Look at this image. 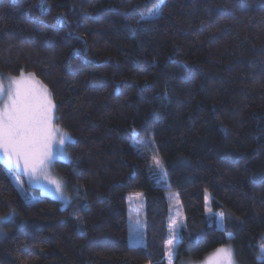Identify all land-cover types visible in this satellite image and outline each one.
I'll return each instance as SVG.
<instances>
[{"label":"trees","instance_id":"16d2710c","mask_svg":"<svg viewBox=\"0 0 264 264\" xmlns=\"http://www.w3.org/2000/svg\"><path fill=\"white\" fill-rule=\"evenodd\" d=\"M24 72L71 136L53 164L71 200L25 201L0 161V264H164L167 191L176 259L230 242L239 264H264V0H0V75Z\"/></svg>","mask_w":264,"mask_h":264},{"label":"snow or ice","instance_id":"6c2138e0","mask_svg":"<svg viewBox=\"0 0 264 264\" xmlns=\"http://www.w3.org/2000/svg\"><path fill=\"white\" fill-rule=\"evenodd\" d=\"M158 12L159 8H156L147 18L141 16L137 23L149 22ZM58 22L64 23L65 21L61 17ZM33 76L34 74L30 73L26 79L22 73L19 78H8L10 85L7 90V98L0 106V153L6 158L9 169L14 165L17 169L22 168L29 176L37 178L43 176L45 180H48V166L54 161H63L67 158L68 154L64 151L63 146L66 141L71 140V137L58 127L53 126L52 112L55 105L46 87L41 91L29 86V81ZM4 93L5 89L0 86V98H3ZM131 135L134 140H138L139 131L133 129ZM153 160L159 173L166 175L162 160L158 157H153ZM50 185H55V191L60 194L61 200L69 201V198L63 193L64 184L62 181L50 180ZM50 185L42 184L41 187L51 190ZM11 215L0 217V223L11 219ZM219 215L221 218L224 217L223 212ZM76 218L79 219L78 214ZM179 239L178 235H174L173 240L168 241L170 257L178 254L176 247ZM135 242L140 244L142 241L137 238ZM260 247L264 251V245H260ZM216 256L217 264H234L233 250L230 247L217 249ZM258 259H264V255Z\"/></svg>","mask_w":264,"mask_h":264},{"label":"rangeland","instance_id":"374dc122","mask_svg":"<svg viewBox=\"0 0 264 264\" xmlns=\"http://www.w3.org/2000/svg\"><path fill=\"white\" fill-rule=\"evenodd\" d=\"M156 8L160 9V4L157 3L153 8H151L149 11L143 13L141 16H145L146 18L150 15V13L155 10ZM22 74V73H21ZM21 74L17 76H11V75H0V86H3L5 89V93L3 98H0V106L3 105V100L7 98V90L10 85L9 77H17L19 78ZM28 73H23L25 78H28ZM29 86L33 87L37 90H43L44 87H46L38 78L33 76L31 78V81H29ZM14 89V85L12 86ZM47 88V87H46ZM48 93L50 95V98L53 101L52 95L50 93V90L47 88ZM54 103V101H53ZM53 115V126L58 127L61 131L67 133L61 127L56 123L55 121V108L52 112ZM68 134V133H67ZM70 136V135H69ZM71 137V136H70ZM70 140L66 141L64 147V151L68 154L67 158L64 161L71 160L70 154L66 148V144ZM0 161L7 166L6 158L2 156V153H0ZM23 163V162H21ZM53 164H50L48 166L47 175L49 177L48 180H45L43 176H40L39 178L35 176H29L26 172L23 171V169H17L14 165L10 168V177L12 181L15 183L16 187L18 188L19 192L24 197L25 201L31 202L36 201L43 195L50 196L54 199H57L60 201L62 206H66L69 204L71 200V196L66 193L64 187H63V193L66 197L69 198V201H64L59 198L60 194L55 191V185H50V180H59L62 181V179L55 173ZM165 170V169H164ZM164 175V174H163ZM166 177V175H164ZM63 183V181H62ZM42 184H49L51 190H45V188L41 187ZM167 196L170 200V208H169V214H168V221H169V229H170V235L169 239L173 240L174 235H178V228L180 223L183 220V214L181 210V204L180 200L178 198V195L176 192L173 191H167ZM207 197V199H206ZM210 199L211 196L209 192L205 193L204 201H205V207L207 209H210ZM128 200V214H129V222H130V229L128 232V241L129 242H135L137 238L141 239L143 242V230H144V224H143V218H144V199L142 197V194L139 192H131L127 196ZM7 216V215H6ZM13 216V213L11 217ZM220 220L221 218L218 217ZM221 221L219 225L221 226ZM3 233L2 229H0V235ZM230 234V235H229ZM231 233H228L227 236L231 237ZM141 242V243H142ZM168 244V242H167ZM261 245H264L262 243ZM222 247H230L232 249V246L230 242H227L225 244L219 245L216 248H214L212 251L207 253L202 259L200 260H192V259H176L175 255L169 256V251H167V256L164 264H217V256H216V250ZM261 249V247H260ZM168 250V249H167ZM262 250V249H261ZM234 264H239L233 254Z\"/></svg>","mask_w":264,"mask_h":264}]
</instances>
